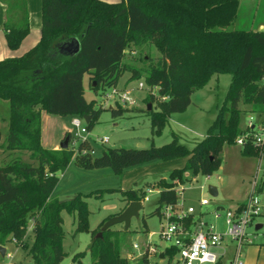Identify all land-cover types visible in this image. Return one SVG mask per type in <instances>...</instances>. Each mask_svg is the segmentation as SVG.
<instances>
[{"label": "trees", "instance_id": "obj_1", "mask_svg": "<svg viewBox=\"0 0 264 264\" xmlns=\"http://www.w3.org/2000/svg\"><path fill=\"white\" fill-rule=\"evenodd\" d=\"M239 1H41L38 42L20 56L0 60V100L9 103L8 131L0 146L8 151H27L30 159L16 157L0 165V245L18 243L31 264H60L66 256L62 211L75 214V232L88 231L89 209L84 195L76 193L67 200L52 196L59 180L57 173L71 161L84 169L108 167L120 174L145 163L185 158L182 167L173 168L153 184L158 197L151 214L163 217L164 207L179 199L176 184L198 174L212 175L222 164L224 145H234L238 136L247 134L240 150L243 156L264 155V143L254 141L255 128L240 126L245 112L264 123V31L229 27L237 16ZM6 12V44L15 50L29 32L25 1L8 0ZM71 37L79 39V50L71 56L60 54L57 44ZM144 46L154 47L160 55L146 57L148 65L142 70L128 65L126 49ZM125 71L131 72L132 79L143 78L146 85L157 88L156 109L147 111L152 136L162 133L172 113L185 111L192 93L214 74H229L230 81L205 135L191 147L181 143L174 132L169 142L159 146L108 147L98 155L90 153L94 146L89 139L79 142L76 153L41 145L42 110L61 117L88 116L89 131L103 109L96 106L95 99L85 98L84 76L91 90L104 92L116 87ZM110 109L114 116L122 113L116 107ZM65 136L71 138L68 131ZM103 191H96V196ZM121 193L128 203L141 202L144 195L135 189ZM109 218L101 222L98 231ZM198 219L200 215L194 213L185 217L186 229L193 231ZM98 231L87 248L91 264H147L146 254L135 263L121 255L120 235L112 227L100 237L96 236ZM128 233L124 228L122 234ZM163 251L171 256L178 248L170 246Z\"/></svg>", "mask_w": 264, "mask_h": 264}, {"label": "rangeland", "instance_id": "obj_2", "mask_svg": "<svg viewBox=\"0 0 264 264\" xmlns=\"http://www.w3.org/2000/svg\"><path fill=\"white\" fill-rule=\"evenodd\" d=\"M232 28V24L229 26ZM237 28H246L237 24ZM159 52L154 47H128L124 60L128 65L136 69H144L148 63L145 58L150 57L156 59ZM131 72L125 71L118 80L116 88L121 90H130L131 102L119 103L111 99H105L104 94L110 92V88H106L104 92H94L89 88L87 75L84 76V94L87 100L95 99L96 106L101 108V113L98 120L89 130L88 136L91 138L95 153L100 154L102 149L108 147L114 148H147L154 144L156 146L169 142L172 139L170 127H172L177 135L179 141L186 144L188 147L193 146L195 141L190 138L191 128L196 131H201L204 135L208 124L212 118V106L217 103L221 104L224 94L227 90L230 75L229 74H214V78L209 84L202 89L195 91L191 95V103L186 112L182 114V120L187 125L185 128L174 125L173 123L164 128L160 136H152L149 118L147 116V106L151 105V109H156L157 102V88L146 85L143 78L132 79ZM218 79V80H216ZM217 81V82H216ZM143 86L139 87L138 83ZM153 95L150 98L148 95ZM3 105L8 106L7 101H2ZM110 107L121 109L122 113L119 115H112ZM1 121L4 116L3 111H0ZM60 124L54 129L53 136L56 138L62 131V123L66 126V131L71 129L72 117H57ZM245 115H242V120ZM190 128V129H189ZM189 129V130H188ZM2 141L4 134L8 131V126L2 124ZM65 135V134H64ZM102 136H108L109 141L106 144H101L98 139ZM64 138V136H63ZM62 138V139H63ZM72 139L68 140V149L73 150L74 146L71 143ZM73 142V141H72ZM79 145L77 140L75 146ZM60 148V146L58 147ZM74 151V150H73ZM21 158L24 161H30L29 152L27 151H8L0 146V165L8 163L13 158ZM185 158H175L171 160L157 161L145 163L138 166L130 167L123 170L120 174L114 173L111 168H96L84 169L78 167L73 161L62 171L58 172V183L52 192L54 198L59 200H67L72 198L76 193H81L83 199L87 201L89 209L88 217V231L75 232L76 217L75 214H69L62 211L63 218L62 227L64 230L63 249L66 256L60 264H91V258L88 253V245L92 236L98 231L101 222L109 217L120 214L128 205L127 200L124 199L121 190L135 189L140 195L144 193L141 200V209L137 217L133 216L128 227V235H123L124 223H116L112 225V229L119 233L121 243V255L127 257L131 254L129 259L132 263L136 262L135 253L132 250V244L137 243L141 247L145 244H150L155 251L162 252L167 242L162 240L159 236L160 225L165 223L163 217L151 214L156 206L158 197V188L153 186L155 181L160 178L168 176L173 166H180L184 164ZM218 172L215 173L217 175ZM259 178L256 181L259 183ZM214 175L210 179H205V176L198 174L194 178L187 180L183 184L177 183V187L184 190L181 192V197L186 199V202L192 204L199 215H202L205 220H209L217 225L218 230L223 229V214L221 217L215 218L214 211L216 206L221 203L225 208H232L236 198H244V184L240 187L239 196H229L227 194L212 197L207 191V185L214 182ZM252 179H250L251 183ZM203 185V186H202ZM202 186V187H201ZM103 191L96 196V191ZM149 190H151L149 192ZM229 191V190H228ZM94 192V193H93ZM89 193H92L91 195ZM203 194L209 199L207 205L201 206L199 201ZM221 196H223L221 198ZM238 196V195H237ZM261 200L264 202V193L259 194ZM147 197V199H146ZM233 198V199H230ZM259 222H264V217L257 218ZM152 232L150 235L149 233ZM259 234L264 233V228L259 229ZM31 232L28 230V235ZM6 250L12 255L11 258L3 257L0 254V264H31V259L27 255L26 250L20 247L18 243L13 241L7 242L4 246Z\"/></svg>", "mask_w": 264, "mask_h": 264}, {"label": "built area", "instance_id": "obj_3", "mask_svg": "<svg viewBox=\"0 0 264 264\" xmlns=\"http://www.w3.org/2000/svg\"><path fill=\"white\" fill-rule=\"evenodd\" d=\"M138 86L142 87L143 84L140 82ZM104 98L111 99L115 103L132 101L130 90H121L116 87L110 88V92L105 93ZM246 127L255 128L252 116L249 117ZM68 132L71 135L70 139H72L71 143L74 146L75 153L78 152V146H75L77 140L79 142L91 140L88 136L89 131L86 122L80 117L71 119V129ZM245 135L238 136L235 144L242 146ZM253 137L255 143H264V129L259 128L256 130ZM98 141L101 144H106L109 137L102 136ZM82 152H85V150H82ZM90 153L94 154L95 150L91 149ZM258 184L254 176L249 185L246 199L241 205L214 211L215 218H219L221 213L223 214L222 230H218L215 223L205 222L200 217L193 231L186 229L184 219L194 213V207L185 206L181 197L183 188L175 186L179 199L174 205L164 207L163 218L165 223L160 225L158 234L162 240L167 242L164 248L175 246L178 251L169 256L165 255L163 250L162 252L155 251L150 244L141 247L139 244L133 243L132 250L135 253L136 260L146 254L147 264H218L219 260H222V264H244L242 246L252 244L257 235H264V233L259 234L258 232L259 229L264 228V222L261 223L257 220V218L263 216V203L259 196ZM208 203L209 199L207 197L200 199L201 205H207ZM230 246L232 248L231 255L224 260ZM3 257L11 258L12 255L5 249ZM127 258L131 259V254H128Z\"/></svg>", "mask_w": 264, "mask_h": 264}, {"label": "crops", "instance_id": "obj_4", "mask_svg": "<svg viewBox=\"0 0 264 264\" xmlns=\"http://www.w3.org/2000/svg\"><path fill=\"white\" fill-rule=\"evenodd\" d=\"M24 1L26 4L27 11H28L29 32L21 41L19 47L15 50H11L6 44L5 32L3 30V23L7 16L6 9H7L8 0H0V60L6 57L20 56L24 54L31 47H33L40 38L41 1L42 0H24ZM108 1H117V0H108ZM237 24H240V26L246 27L243 29L264 31V0H240L239 5H238L237 16L234 22L232 23V28L233 29L237 28L236 27ZM67 41L68 39H64V40H61L57 44V49L60 54H62L60 50L61 45H63ZM212 78H214V75L210 78L209 82L212 80ZM209 82L206 84V86L209 84ZM2 101H7V100H4V99L0 100V111H3L4 113V116L2 117V121H1V116H0V130H1L2 124L8 126V117H9V103H8V106H6V105H3ZM217 105L218 104L215 103V105L212 106V109H214L212 111V118H211L212 120L214 119L216 115ZM241 108L247 109V107L243 105H241ZM186 110L183 112H179V113H172L169 116V126L173 123L174 125L185 128L187 125H185L186 123L181 119L182 118L181 116L182 114H184V112H186ZM244 115H245V118L243 120L241 119V124H240L242 129H245V127L247 126L250 116L254 118V127L256 130H258L259 128L264 129V123L256 122V116L253 113L245 112ZM57 117H60V116H57ZM58 124L60 123L57 120L55 115L49 114L44 110L41 111L40 143L44 148L58 149V147L60 146V142L62 141V138L67 128L62 123L61 124L62 132L58 134L56 138H54L53 131L54 129H56ZM170 131L175 133L176 130L170 127ZM188 132H191V134H193V135H190L191 137H193L190 139L195 142L200 140L204 136V134L201 131L200 132L196 131L193 128H191ZM6 134H4L3 141L5 140ZM2 135L3 134L1 130L0 143H3ZM240 150H241V146L237 144L224 145L223 151H222V155H223L222 164L216 171L213 172L212 175L205 176V179H210L214 175L215 181L212 182L211 185H214L216 187L218 191L217 196H220L222 194L223 195L227 194L229 196L234 195L235 197H240L239 196L240 187L244 186L245 197L241 199L236 198V200H234V204L232 208L236 207L237 205L245 201L248 190H249L250 179H252L254 176L259 178L258 181L261 184L260 185L261 189L259 193L260 194L264 193V155H262L261 157L243 156ZM183 165L184 164L180 166L175 165L173 166V168L182 167ZM216 172H218L217 175H215ZM242 184L244 185L242 186ZM204 197H206L205 194L201 196V198H204ZM222 197L223 196H221V198ZM182 199L185 203V206H193L192 204L187 203L184 197H182ZM230 199H233V198H230ZM262 203H263V216L262 217H264V202L262 201ZM201 206H204V205H201ZM222 209H226V208L222 206L221 203H219L216 206L215 211L216 210L221 211ZM198 213L201 219H203L205 222H210L209 220L204 219L202 215L203 214L202 211H199ZM194 214H197V210L195 207H194ZM28 230H30V227ZM149 234H151V232ZM231 252H232V248L230 246L228 254L224 257V260L231 255ZM242 255L244 259V264H264V235H257L255 238V241L252 244L243 245Z\"/></svg>", "mask_w": 264, "mask_h": 264}, {"label": "water", "instance_id": "obj_5", "mask_svg": "<svg viewBox=\"0 0 264 264\" xmlns=\"http://www.w3.org/2000/svg\"><path fill=\"white\" fill-rule=\"evenodd\" d=\"M80 41L76 37L68 38V41L61 45V53L63 55L71 56L77 53L79 50ZM147 109H151V105L148 104ZM86 123L89 121V117H84ZM68 140L69 137L65 136L62 141L60 142V148L65 149L68 147ZM207 191L212 197H216L218 195V191L214 185H208ZM141 209V202L140 201H131L125 207V209L118 215L110 217L106 220L103 225L101 226L100 231L97 232L96 236L100 237L102 232L107 228L112 227V225L116 223H124V228H128L130 225V220L133 216L137 217L139 215V210ZM260 227V225H259ZM5 253V247L0 245V254L3 256Z\"/></svg>", "mask_w": 264, "mask_h": 264}]
</instances>
